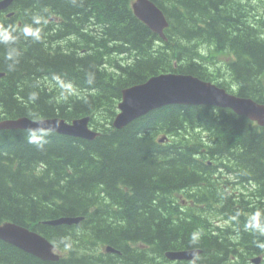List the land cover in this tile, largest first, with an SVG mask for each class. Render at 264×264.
Listing matches in <instances>:
<instances>
[{"label":"trees","instance_id":"16d2710c","mask_svg":"<svg viewBox=\"0 0 264 264\" xmlns=\"http://www.w3.org/2000/svg\"><path fill=\"white\" fill-rule=\"evenodd\" d=\"M133 1L15 0V17L0 18L15 29L0 39V121L89 116L101 132L92 141L48 132L39 148L27 131L0 130V223L42 234L61 255L46 262L0 241V264L264 260V236L245 228L264 211V128L229 109L188 105L112 127L122 91L162 74L192 75L264 104V0H150L169 21L166 41L138 20ZM26 24L39 39L23 35ZM62 217L84 220L45 223ZM221 218L227 226H217ZM197 248L195 263L165 257Z\"/></svg>","mask_w":264,"mask_h":264},{"label":"water","instance_id":"95a60500","mask_svg":"<svg viewBox=\"0 0 264 264\" xmlns=\"http://www.w3.org/2000/svg\"><path fill=\"white\" fill-rule=\"evenodd\" d=\"M7 7L1 6V8ZM135 15L138 19L144 22L153 32H158L164 38V31L168 28L169 23L164 13L157 8L149 0H138L133 5ZM123 102L119 108L122 110L121 116L128 118L131 121L138 119L151 111L157 110L164 106L170 105H217L225 108H230L238 115L254 119L264 126V107L257 105L254 101L241 100L235 97L228 96L226 91L218 88L211 83H205L197 78L186 75H163L149 80L141 87L131 88L123 92ZM122 119V118H121ZM21 121H9L0 125V130L17 129V127L28 128L31 121L20 119ZM89 119L80 120L78 126H68L61 121V127L53 128V130L62 133L63 135H71L72 133H83L88 130ZM53 125V124H52ZM75 128V131H71ZM87 132V131H86ZM78 134H72L79 136ZM94 138L95 134H90ZM77 223V220H60L61 223L71 224ZM51 224L56 222L51 221ZM9 236L17 238L16 245L27 250L32 255L42 260L59 261V257L55 255L53 246L46 240L33 235L32 232L25 228L18 227L15 224L6 223L0 226V237L8 239ZM12 242V241H11ZM112 251V249H110ZM171 261H188L194 258V253L191 251H173L166 254ZM260 258L253 260L255 263L260 262Z\"/></svg>","mask_w":264,"mask_h":264},{"label":"bare ground","instance_id":"6f19581e","mask_svg":"<svg viewBox=\"0 0 264 264\" xmlns=\"http://www.w3.org/2000/svg\"><path fill=\"white\" fill-rule=\"evenodd\" d=\"M14 2H15V0H0V18L1 19H4V17L9 13V11H10V6H13V4H14ZM6 6L7 5V7H3V8H1V6ZM156 7L157 8H159L157 5H156ZM160 9V8H159ZM161 10V9H160ZM162 11V10H161ZM5 13V14H4ZM2 14H4V15H2ZM13 15V14H12ZM11 15V16H12ZM15 15H16V13H15ZM52 15V14H51ZM54 15V14H53ZM8 16H10V15H8ZM252 16V15H251ZM15 17V16H14ZM51 17V16H50ZM49 18V17H48ZM59 18V17H58ZM58 18L56 17V16H53L51 19H52V21H58ZM139 21H141L140 19H138ZM142 22V21H141ZM144 25H146L144 22H142ZM21 26V22H16V27L18 28V27H20ZM147 26V25H146ZM148 27V26H147ZM149 28V27H148ZM150 30H151V32L152 33H154V34H156V35H158L162 40H165L166 41V36L164 37V38H162L161 37V35L158 33V32H153V30L151 29V28H149ZM220 62H222V61H219L218 63H217V65H215V67H218V64L220 63ZM212 67H214V64H212ZM216 69V68H215ZM179 75H185V74H179ZM6 76V74L4 73V72H0V80L1 79H3L4 77ZM160 76V75H159ZM186 76H192V75H186ZM154 77H158V75L157 76H154ZM193 78H197V77H195V76H192ZM153 78V77H152ZM151 79V78H150ZM149 79V80H150ZM197 79H199V78H197ZM149 80H147L146 82H148ZM202 81H204L205 83H212V82H209V81H205V80H202ZM227 81H228V79H227ZM146 82H144V83H142V84H138V85H134V86H131V87H127V88H125L123 91H122V98H121V101L119 102V104H118V106H117V113H116V115H115V117H114V120H113V123H112V127L113 128H115V129H118V130H122V129H124L125 127H127L129 124H131L132 122H134V121H136V120H138V119H135V120H133V121H131L130 119H128V118H124L123 116H121V118H120V114H122V110L119 108V106H120V104L123 102V98L125 97L124 96V94H123V92L124 91H126V90H129V89H131V88H136V87H141V86H143ZM59 84H60V86H61V81H59ZM212 84H214V83H212ZM216 85V84H215ZM219 87V86H218ZM235 87L237 88V86H236V84H235ZM71 88L73 89V87H72V85H71ZM221 88V87H220ZM222 89H224L225 91H226V93L228 94V96H231V97H235V98H238V99H241V100H246V101H249V100H252V101H254L257 105H259V106H261V107H264V104H262V103H259V102H257L256 100H254V99H252V98H243V97H241V96H239V95H237V92L236 93H231L229 90H227V89H225V88H222ZM230 90H233V86H230ZM183 106V105H182ZM188 106H193V105H188ZM203 106H212V105H203ZM164 107H167V106H164ZM213 107H215V108H225V107H221V106H217V105H213ZM161 108H163V107H161ZM161 108H159V109H161ZM225 109H229V110H231L230 108H225ZM158 110V109H157ZM233 111V110H232ZM152 112V111H151ZM234 113H236L235 111H233ZM150 113V112H149ZM148 113V114H149ZM237 114V113H236ZM147 115V114H146ZM238 115V114H237ZM145 116V115H144ZM240 116H242V115H240ZM143 117V116H142ZM243 117H245V116H243ZM85 118H88L89 119V122H88V130H86L85 132H83V133H80V134H78V133H72V134H78L79 136H75V135H67V134H65V135H63L62 133H59L58 131H55V130H53V128H54V125H55V123H56V121H63V122H65L68 126H71V127H74V126H78V123H80V120H83V119H85ZM141 118V117H140ZM245 118H247V117H245ZM20 119H27V120H29V121H31V124H30V126L28 127V128H21V127H17V129H4V130H24V131H26L27 129H29V128H31V129H36V128H38V127H40V126H43L48 132H51V133H55V134H58V135H63V136H69V137H74V138H79V139H85V140H95L97 137H99L100 135H101V132H99V131H97L92 125H91V117H89V116H85V117H81V118H77V119H74V120H72V121H68V120H66V119H64V118H61V117H51V118H41L40 117V119H33V118H30V117H27V116H23V117H19V118H15V119H5V120H1L0 121V125H2V123H4V122H9V121H21ZM248 120H250L251 122H253V123H255V124H259L258 123V121H255L254 119H251V118H247ZM53 124V125H52ZM260 128H264V126H260ZM71 131H75V128L74 129H72ZM95 134V137L94 138H91V139H88V137H91V135L90 134ZM158 142L159 143H161V144H164V143H167L168 142V140H167V138H166V136H160L159 138H158ZM217 163V162H216ZM249 188V187H248ZM250 190V189H249ZM177 193V192H176ZM80 219V221L77 223V221L76 222H73V223H71V224H68V223H61V224H59L58 223V221H60V220H65V219H67V220H77V219ZM84 220V217H75V218H71V217H62V218H58V219H56V220H53V222H56V224H51V221H47V222H45L46 223V225L47 224H49V225H53V226H58V225H73V224H79L80 222H82ZM6 223H11V224H15V225H17L18 227L20 226V227H22V228H25V229H27L28 231H30V232H32L33 233V235H35V236H37V237H39V238H42V239H44V240H46L49 244H51L52 246H53V244L45 237V236H43L42 234H40V233H38V232H36V231H33V230H31V229H29V228H27V227H24V226H21V225H19V224H16V223H13V222H4V223H0V226H3L4 224H6ZM227 224V223H226ZM222 226H220V227H223L225 224H221ZM227 226V225H226ZM225 227V226H224ZM251 232V231H250ZM255 233V232H254ZM249 234V233H248ZM254 235V234H253ZM0 241H2V242H5V243H7V244H10V245H12L13 247H16L17 249H19V250H21V251H23V252H25V253H27V254H30L31 256H33V257H36V256H34V255H32L31 253H29L27 250H25V249H23V248H21V247H18L17 245H16V243H17V238H15V237H12V236H9L8 237V239H6V238H3V237H0ZM12 241V242H11ZM136 246H138V244L136 245ZM140 246V245H139ZM134 247V246H133ZM110 249H111V246H105V245H103V246H101V250L103 251V253H114V254H121V252L119 251V250H115V251H110ZM133 249H135V248H133ZM149 249V248H148ZM53 250H54V252H55V247L53 246ZM78 250V249H77ZM143 250V249H142ZM146 250V249H145ZM185 251H191V252H193L194 253V258L192 259V260H188L189 262H193V263H195L196 262V260H197V258L202 254V249H199V248H197V249H189V250H185ZM242 251V250H241ZM172 251H167L166 252V254H169V253H171ZM166 254H165V257H166V259H167V256H166ZM263 254H261V255H256V256H254V257H251L250 259H251V263H253V264H262V263H264L263 262V256H262ZM253 256V255H252ZM36 258H38V257H36ZM258 258H260L261 260H260V262H258V263H255L253 260H255V259H258ZM39 260H42V259H40V258H38ZM168 260V259H167ZM42 261H46V262H58V261H53V260H42Z\"/></svg>","mask_w":264,"mask_h":264},{"label":"clouds","instance_id":"9594fccd","mask_svg":"<svg viewBox=\"0 0 264 264\" xmlns=\"http://www.w3.org/2000/svg\"><path fill=\"white\" fill-rule=\"evenodd\" d=\"M40 17L34 16L33 17V23H39ZM23 32V35L25 37H36L39 39L40 33L38 30H36L31 24H26L23 26L22 29H20ZM13 31H15L13 26L5 27L3 25H0V39L3 40H10L13 39ZM91 79H89V83H91ZM55 128L61 127L60 121H56ZM28 135L27 139L28 142L31 144H35L39 148H43L44 143H46L45 137L48 135V131L43 127L40 126L36 129H27L26 130ZM245 228L247 230H250L252 232L259 233L260 235L264 236V211H256L253 214H251L247 218V222L245 224ZM199 233H194L192 235V242L193 244H197L199 241ZM257 247L264 249V242H258Z\"/></svg>","mask_w":264,"mask_h":264},{"label":"rangeland","instance_id":"374dc122","mask_svg":"<svg viewBox=\"0 0 264 264\" xmlns=\"http://www.w3.org/2000/svg\"><path fill=\"white\" fill-rule=\"evenodd\" d=\"M217 63H218V62H217ZM217 63H216V64H217ZM219 65H223V63L220 62V63L218 64V67H220ZM214 67H215V65H214ZM224 79L227 80L225 77H224ZM53 84L55 85L54 87H56V88H57V87H60L59 81H57V82L55 81V82H53ZM54 87H53V88H54ZM67 87H68L70 90H72V88H71L70 85H67ZM52 90H53V89H52ZM75 92H76V90H75ZM51 93L54 94L53 91H52ZM104 116H105V113H104ZM226 223H227V221L224 220L223 218H221L220 221H219V223L217 224V226L220 227V226H222L221 224H225L224 226H226V225H227ZM224 226H223V227H224ZM262 264H264V263H262Z\"/></svg>","mask_w":264,"mask_h":264}]
</instances>
